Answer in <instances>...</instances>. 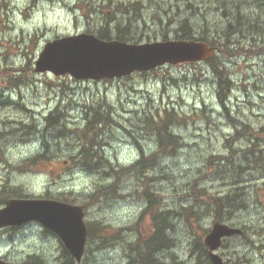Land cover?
Masks as SVG:
<instances>
[{
    "label": "rangeland",
    "instance_id": "374dc122",
    "mask_svg": "<svg viewBox=\"0 0 264 264\" xmlns=\"http://www.w3.org/2000/svg\"><path fill=\"white\" fill-rule=\"evenodd\" d=\"M259 2L262 3L258 4L257 0H7L6 3L0 0L4 9L0 13V92L6 91V96L11 98L8 102L0 98L3 102L0 103V191L6 186L8 192L22 191L25 196L21 197L67 199L86 206L87 221L96 223L94 230L98 234L89 238L85 259L79 264H132L134 253L129 243L140 237L148 239L152 223L150 211L143 214L147 206L145 190L134 176L136 172L131 174L122 169L111 186H116L114 192L109 175L91 172L90 167L72 160L70 154L75 149L71 138L43 129L47 118L58 108L66 116L64 124L55 127L60 131L84 127L86 119L93 120L102 112L99 120L109 116L110 121L105 123L100 145L94 152H100L114 167H129L140 155L160 148L151 125L145 124L146 118L154 117L160 109L175 106L184 122L172 127V133L181 139L180 146L171 154L162 152L157 167L149 171L161 209L178 212L180 217L185 203H212V196L218 193H237L238 206L243 208L233 212L226 207L225 216L229 212L233 214L225 222L246 232L240 238L228 239L219 253L238 264H264V156L256 159V165L253 163V171L238 169L243 157L241 151L248 142L241 130L242 121L248 124L244 127L248 134L260 137L264 149V133L260 132L264 126L263 45L251 50L248 66L241 62L245 56H238L242 50L232 49L231 44L223 47L224 58H220L223 69L231 72L232 80L240 78L235 80L239 87L232 90L228 99L224 87L220 89V96L226 98L224 105L218 91L221 78H217L210 63L166 66L146 75L135 73L103 81L35 72V63L48 41L93 33L108 24L111 36L117 32L115 24H120L123 31L128 29L132 40L150 42L165 35L177 39L183 32L188 34L185 27L196 36L204 33L216 39L234 23L238 32L249 34L250 31L256 44H262L264 0ZM217 5L221 9L217 10ZM234 35L241 38L237 32ZM217 63L219 60H215ZM222 79L225 82V76ZM19 123L29 127L22 129ZM234 132L239 139L243 138L229 149L223 136ZM44 136L49 138L46 143L49 148H44V154L51 159L43 166L21 170L22 160L42 151ZM231 152L235 153V166L230 162ZM87 162L96 165V160ZM99 169L106 168L101 164ZM101 188L104 190L100 191ZM4 204L0 203V209ZM216 209L210 216L205 208L201 213L184 210L186 219L173 217L176 229L171 235L175 245L159 255L164 262L196 264L203 251L200 243L214 222ZM0 259L14 264L66 261L61 240L35 222L14 231L0 230Z\"/></svg>",
    "mask_w": 264,
    "mask_h": 264
},
{
    "label": "trees",
    "instance_id": "16d2710c",
    "mask_svg": "<svg viewBox=\"0 0 264 264\" xmlns=\"http://www.w3.org/2000/svg\"><path fill=\"white\" fill-rule=\"evenodd\" d=\"M237 24V23H236ZM117 32L113 36L110 30L109 25H106L105 29H99L97 31V35L104 39V40H122V41H133L132 37H130L128 33V29L125 31L122 30L121 25H116ZM186 33H181L177 38H183V39H190L194 37V32H191L189 28H184ZM227 31L222 33V36L220 38L213 39V43L221 44V47H228L231 44L232 49L238 47L240 50H242L241 54L244 56V43L242 42L241 38H238L234 35L235 32L239 33L235 29L234 23H230L227 27ZM210 34L209 37L206 36V34L202 33L199 34V36H196L197 38L201 40H210ZM164 38H167L165 35ZM218 41V42H216ZM232 56L233 53H232ZM215 60H219V63L215 64ZM213 69L214 73L217 75V78H221V83H218V91L219 95L222 94L220 92V89L224 87V94L225 97L228 99L230 93L232 90L236 91V88L239 86L236 84L235 80L240 78H235L232 80L231 72L228 70L223 69V64L220 62V59H213L209 62ZM225 76V82L222 79V77ZM226 83V85H224ZM220 86V87H219ZM226 88V89H225ZM225 98V99H226ZM221 102L225 103V99L220 96ZM104 112V111H103ZM103 113L99 112L97 113L93 120H90V117L86 119V125L84 127H80L77 130H68L67 128L60 131L57 130L60 126V124H64V121L66 120V116L64 112H60L59 108L56 109L55 112H52L50 116L47 118V126L46 129L44 127V130H47L48 132H52V130L57 132V135H65L66 138H71L73 140V148L75 149V152L73 154H70L72 157V160L75 163L83 164L84 166L90 167L91 172H100L101 175L107 174L109 175V179H112L113 182L110 185V188H112V191H116V186H113L116 175L120 173V171L126 170V172H130L131 174L136 172L134 176L143 184L145 195L144 199L147 203V210L150 211L152 217V223H151V231H150V237L145 239L143 241L142 238H139L137 241L131 243L129 245L130 249H132L135 252L136 259L135 262H139L142 264H167L164 262V260L159 256L161 252L166 251L168 249H171L175 243V238L173 235H171L172 232H175L176 229V223L173 221V217L179 218L178 212H171L169 211H163L161 209V200L160 198H157L155 195V188L152 187V178L149 176V171L154 170L158 165V160L161 158L160 154L163 152L164 154H171L176 151V149L180 146L181 139L179 136L172 133V127L178 126L179 123H184L183 120L180 118L181 115L177 111L176 107L173 108H165L160 109L156 112V115L154 117H147L145 120V124L151 125V130L154 131V134L156 136V141L158 144H160V148H158L157 151L153 152L151 155L144 156L142 155L141 158H139L137 161L134 162L132 166L129 167H114L111 165V163L104 158V156L101 155V153L94 152V149L100 145L99 137L102 136V131L105 129V123L110 121V117L106 116L104 119L99 120V116H102ZM90 120V121H89ZM147 121L153 123H148ZM22 129L28 128V124H23ZM8 125V124H7ZM248 125V124H245ZM101 126V127H100ZM32 127V125L30 126ZM56 127V128H55ZM18 129H21L18 128ZM250 130H254L251 128ZM249 130V131H250ZM240 131V130H237ZM260 132L264 133V126L260 129ZM44 133V132H42ZM244 136L247 137V145L246 147L241 151L243 154V157L240 158L238 169H241V172L253 170L255 164L257 162V158L264 156V150L260 149V137L255 136L253 134H248V131H243ZM260 133V134H262ZM74 134V135H72ZM52 136V134H50ZM92 135V137H91ZM3 136V135H2ZM76 136V138H74ZM241 137L238 141H242ZM41 145H42V151L39 153H36L32 157L28 159H24L21 161V165H19V168L21 170H29L33 167H40L43 166V163L49 161L51 158L47 157L44 154V148H49L47 142H49V138L45 137L41 138ZM40 140V139H39ZM235 139H229L227 144L229 145V149L234 147L236 142ZM232 142V144H231ZM238 143V142H237ZM57 147V146H55ZM0 149L2 147L0 146ZM170 151V152H169ZM48 153V152H47ZM234 154L231 152L230 154V162L233 166H235V160H234ZM226 158V157H225ZM87 160H96V165H91L87 162ZM224 162H227V159L224 160ZM105 166L106 169L100 170V165ZM241 164L243 166H241ZM256 165V164H255ZM148 172V175H145L144 172ZM143 172V173H142ZM147 174V173H146ZM145 176V177H144ZM2 191H0V203H5V201L8 198L11 197H21L25 196V194L22 191H16V192H8V188L5 186V188H1ZM104 188H101L100 191H103ZM3 191H5L3 193ZM3 194V195H2ZM159 196V195H158ZM237 193L231 191L224 195H221L217 198H213L214 202L217 204L218 208L221 210H224L226 207H230L231 211H235L236 208L240 209L243 208L242 206H238L239 204V197H237ZM93 197V196H91ZM67 200V199H66ZM68 201V200H67ZM239 201V202H238ZM189 208L195 209L194 206H190ZM145 210V213L146 211ZM220 218L223 217V215L219 216ZM90 228V236L94 237L98 234V231H95L93 227ZM141 240L143 243H141ZM107 244L104 245L106 247ZM201 257H206L204 252L201 254ZM70 264H74V260L69 261Z\"/></svg>",
    "mask_w": 264,
    "mask_h": 264
},
{
    "label": "water",
    "instance_id": "95a60500",
    "mask_svg": "<svg viewBox=\"0 0 264 264\" xmlns=\"http://www.w3.org/2000/svg\"><path fill=\"white\" fill-rule=\"evenodd\" d=\"M213 54L214 48L204 42L181 40L135 45L104 43L94 36L83 35L49 43L37 62V71L49 70L56 75L70 73L79 80H100L129 75L135 70L147 71L166 63L207 60ZM83 217V206L49 199H13L0 210V228L39 221L62 238L79 262L87 242ZM240 232L225 224H215L205 239L215 264H224L214 252L221 246L222 238ZM0 264L9 263L0 261Z\"/></svg>",
    "mask_w": 264,
    "mask_h": 264
},
{
    "label": "flooded vegetation",
    "instance_id": "af4514ba",
    "mask_svg": "<svg viewBox=\"0 0 264 264\" xmlns=\"http://www.w3.org/2000/svg\"><path fill=\"white\" fill-rule=\"evenodd\" d=\"M246 232V230H244V233Z\"/></svg>",
    "mask_w": 264,
    "mask_h": 264
}]
</instances>
